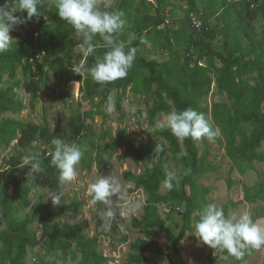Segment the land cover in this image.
Returning <instances> with one entry per match:
<instances>
[{
	"label": "trees",
	"instance_id": "obj_1",
	"mask_svg": "<svg viewBox=\"0 0 264 264\" xmlns=\"http://www.w3.org/2000/svg\"><path fill=\"white\" fill-rule=\"evenodd\" d=\"M115 1L117 0H112ZM154 1L157 2L158 10L153 15L137 12L131 14L129 9L133 0L126 1L120 11L124 13L127 24L123 32L117 36V40H126L128 32H135L138 39L132 46L138 50V47L144 46L148 41L161 38L162 30L158 28L162 29L166 24L163 13L166 10H175V6L169 0ZM52 2L55 0H39L40 10H44ZM222 4L223 9L219 13L223 24L221 29H213L206 24L214 14L209 6L205 14L200 15L204 22L200 37L198 39H193V36L188 37L185 55L175 49L172 37L167 32L164 48L170 52L169 60L164 62L147 60L137 51L133 66L125 78L106 86L95 83L92 87L95 94L110 88L126 90L129 87L136 94L151 95L153 98L151 105L149 100H146L145 110L138 107L132 113L144 130L145 122L154 128L157 119H162L163 115L170 111H180L187 107L196 109L205 115L213 129H218L219 134L215 139L224 138L227 155L244 172L245 168L241 164L243 161L264 163V151L260 150L264 145V25L259 30L256 27L257 21L264 22V2L258 1L253 5L249 0L231 2L223 0ZM194 8L192 4L190 9L186 10L188 20L190 14H200L190 13ZM53 18L57 20V25L38 34L41 37L43 35L48 37L47 42L36 37V17L12 31L17 40L7 52L0 53V82L5 75L14 79L21 67L24 71H28L31 60L45 51L47 53L44 60L52 63L53 59L49 55L50 46H57L68 40L70 44H80L79 38L72 34L74 29L66 21L61 20L57 11L53 13ZM218 33L223 36V46L215 49L211 42ZM173 36L179 40L184 37V33L180 32ZM208 39L211 41L206 43ZM94 43L97 45L95 56L102 55L105 49L101 38L95 37ZM216 59L222 62L221 66L216 64ZM214 83L218 92L226 95V100L214 101L210 107L206 104V98L211 93ZM24 105L22 92L14 90L13 86L0 89V113L18 112L24 108ZM144 115L145 118L142 120ZM57 125L54 131H50L34 122L2 118L0 146L10 145L16 141L18 147L27 149L38 137L47 142H51L55 137L61 139L69 137L72 141L81 134L80 121L73 123L70 121L68 126H64L59 120ZM153 132L166 140L168 146L153 138H149L145 143L139 142L126 127L118 130L114 145L126 149L120 155L121 158L131 157L135 162L144 163L146 166L139 174H126L127 179L146 192L145 213L140 218L133 219V226L146 236L166 232L173 248L180 254L179 243L185 236L190 213L197 207L195 199L199 195L204 198L208 191L205 186L198 184V177L215 168L208 159V150L205 149L200 153L199 140L186 138L180 141L166 128ZM201 140L209 141L206 138ZM157 145H160L163 151L158 153ZM47 153L48 151H44L39 155L45 168L44 173H33L30 165L21 166L22 157H17L11 162L12 168L7 178L3 183L0 182V205L6 204L11 186L14 188L13 193L24 203L28 202L29 194L34 193L33 185L24 184L25 176L18 172L20 169L31 173L34 184L46 187L50 192H61L57 178L58 171L50 166ZM171 160L180 167L178 179L169 171ZM100 161V168L108 176L106 166L102 162L104 160ZM169 175L173 177L171 189L165 183ZM162 188L165 189V193L161 192ZM244 189L245 200L251 202L264 200V181L252 187L244 184ZM252 189H256L253 194H251ZM170 199L183 200L187 206L183 214L185 225L177 236L165 225L158 212V203ZM221 207L227 216L228 211L235 207V203L227 202ZM68 211H76L75 205H57L54 209L45 207L44 212L39 216V228L43 232V237L65 243L75 242L82 252L80 264H106L108 259L98 250V235L89 236L79 224L51 223ZM7 222V227L0 229V264H29L26 261L28 247L40 243V239H37L35 232L29 228L28 221L10 217ZM132 248L136 252L130 254L127 264H142L147 261L145 252H164L156 241L138 240Z\"/></svg>",
	"mask_w": 264,
	"mask_h": 264
},
{
	"label": "rangeland",
	"instance_id": "obj_2",
	"mask_svg": "<svg viewBox=\"0 0 264 264\" xmlns=\"http://www.w3.org/2000/svg\"><path fill=\"white\" fill-rule=\"evenodd\" d=\"M105 0H98L99 6L104 9ZM127 0H106L109 4L107 10L120 11L125 6ZM175 10L169 11L171 22L166 23L162 30L161 38L152 39L144 46L138 47V54L147 59H155L159 62L167 61L171 58L170 52L164 48L166 43V33L172 37L175 49L180 50L183 55L187 51L188 37L198 39L201 31L195 30L187 19L188 13L193 4L194 9L190 12H198L201 16L205 14L210 6L214 12L206 21V24L213 29L220 30L222 27L219 13L223 9V0H169ZM231 2L232 0H226ZM3 0H0L2 3ZM158 10L157 2L154 0H133L129 9L131 14L147 13L155 14ZM161 10V8H160ZM56 11L55 2L42 10V15L35 19L36 37L43 41H48V37L38 35L47 28L57 25V20L53 18ZM189 13V14H190ZM264 25L263 21H257L256 27L259 29ZM184 33V37L176 40L174 34ZM72 34H74L72 32ZM10 35L13 36L12 32ZM223 36L217 34L211 42L213 48L220 49L223 46ZM14 41V42H15ZM211 40L208 39L206 43ZM70 40L62 42L57 46H50L49 55L53 62L45 61V51L31 60V67L28 71L23 68L18 69L14 79L7 75L0 82V89L13 86L14 90L24 94V108L18 112L0 113L2 118H16L24 122H34L42 127L54 131L60 120L64 126H68L70 121L82 123L81 134L72 140L65 137L62 140L76 142L82 146L83 158L77 169V178L72 182L61 184L63 197L59 205L74 204L76 211H68L61 217L51 221L59 225L82 226L83 231L89 236L98 235V250L108 259L106 264H127L130 254L135 253L132 245L138 240L156 241L163 248V253L145 252L148 258L142 264H264V247L261 249L248 250L240 260L228 255L226 252L216 250L206 244H202L192 234L191 223L197 217L198 210L207 203H215L221 207L227 202H234L235 207L228 211L227 216L238 215L247 211L253 220L264 217V200H245L244 184L249 187L264 181V163L253 161L241 162L244 172L239 169L237 163L228 155L223 137L211 141L199 140V150L203 153L208 150V159L214 170L202 173L198 177V184L205 186L208 191L204 198L200 195L196 197V208L190 213L184 238L179 243L180 254L173 248L171 240L167 238V233L160 235L146 236L139 232L132 224L134 218H140L145 213L146 192L136 187L135 183L127 179L126 174H139L144 171L145 164L137 163L131 157L121 158L125 148H117L114 145V138L118 130L126 127L128 132L139 142L145 143L149 138L162 141L166 146L168 142L154 134V128L145 122V130L136 122L132 113L136 108L145 110V101L152 104V96L136 94L128 87L126 90L110 88L100 94L93 93L95 82L87 74V69L94 65L95 56L82 57L79 50L80 44H70ZM98 56V55H96ZM205 63V61H203ZM218 66L222 62L216 59ZM26 63V60H24ZM74 66H84V74L75 73ZM79 82V90L75 88V82ZM111 96L115 104V111L112 115L106 114L104 108L107 98ZM226 100L225 94H220L216 84L212 86V91L206 98V104L211 107L214 101ZM134 109V111H133ZM167 114H164L166 116ZM162 117V118H163ZM145 115L142 117L144 120ZM52 148L51 142H47L38 137L27 149L17 146L16 141L10 145L0 146V167L4 171L0 172V182L7 178L11 170V162L22 157L28 152H36L42 155L44 151ZM260 150L264 151V145ZM171 156V154H169ZM100 160H104L107 173L116 177L127 189V199L117 201L120 205L115 210L114 218L106 221L101 217L104 205L93 204L91 197L87 193L88 185L99 175H105V171L100 168ZM22 166V165H21ZM170 173L178 179L180 167L176 166L173 160L169 163ZM18 172L24 174V184L33 185L34 193L28 196V202L24 203L13 193L11 186L10 196L5 205H0V229H5L8 219L17 218L28 221L29 228L35 232L40 243L28 247L26 261L29 264H80L82 252L75 242L65 243L62 241L43 237L39 228V216L44 212L45 207L54 209L57 205L52 203L50 192L46 187L34 184L30 172L20 169ZM10 183H12V180ZM165 193V189H161ZM256 189L251 190V194ZM117 197H113L115 201ZM135 206V207H134ZM128 208H133L130 213ZM187 210L185 201L180 199H170L158 203V212L165 225L178 235L185 225L184 213ZM123 213V214H122Z\"/></svg>",
	"mask_w": 264,
	"mask_h": 264
},
{
	"label": "clouds",
	"instance_id": "obj_3",
	"mask_svg": "<svg viewBox=\"0 0 264 264\" xmlns=\"http://www.w3.org/2000/svg\"><path fill=\"white\" fill-rule=\"evenodd\" d=\"M55 8L61 20L71 25L75 37L79 38L82 57L95 56L97 45L94 38L97 36L101 38L105 51L102 55L95 56L94 65L87 69V74L95 83L106 86L128 75L137 52L136 47L132 45L138 37L135 32H128L126 40H117V36L123 32L127 24L122 11L107 10L109 8L107 2L102 9L98 0H55ZM41 15L39 0H3L0 3V53L7 52L15 41L10 35L13 30L33 17L39 18ZM72 70L84 74L83 65H73ZM104 110L108 115L114 113L115 104L111 96L107 98ZM165 128L180 141L186 138L195 141L206 138L211 141L219 134L218 129H213L205 115L192 107L170 111L162 119H157L154 130ZM51 145L52 148L47 155L50 158V166L58 171L59 184L74 181L84 155L82 146L59 137L53 138ZM156 151L159 153L163 148L157 145ZM20 163L30 165L33 173L45 172L43 162L36 152L26 153ZM2 171L4 167H0V172ZM172 178L169 175L165 181L169 189L173 186ZM87 193L93 204L105 206L101 211V217L106 221L114 218L115 210L120 207L117 201L127 199V189L111 175L97 176L88 185ZM48 195L54 205L61 203L62 192H49ZM114 196L117 197L115 201ZM127 211L130 213L133 208H128ZM190 230L202 244L226 252L236 260L242 259L248 250L264 247V217L253 220L247 211L226 216L223 208L215 203H207L200 207Z\"/></svg>",
	"mask_w": 264,
	"mask_h": 264
},
{
	"label": "built area",
	"instance_id": "obj_4",
	"mask_svg": "<svg viewBox=\"0 0 264 264\" xmlns=\"http://www.w3.org/2000/svg\"><path fill=\"white\" fill-rule=\"evenodd\" d=\"M253 3V5H255L256 2L258 1H263L264 0H249ZM163 15L165 16V23H170L171 22V14L166 10ZM189 20H190V24L192 27L198 29V30H201L202 26L204 25V22L200 16V14H197V13H192L190 14V17H189Z\"/></svg>",
	"mask_w": 264,
	"mask_h": 264
},
{
	"label": "bare ground",
	"instance_id": "obj_5",
	"mask_svg": "<svg viewBox=\"0 0 264 264\" xmlns=\"http://www.w3.org/2000/svg\"><path fill=\"white\" fill-rule=\"evenodd\" d=\"M75 88H76V90H79V82H75Z\"/></svg>",
	"mask_w": 264,
	"mask_h": 264
}]
</instances>
